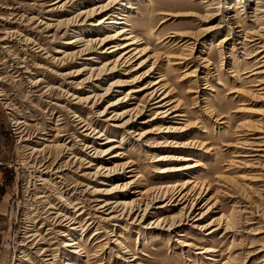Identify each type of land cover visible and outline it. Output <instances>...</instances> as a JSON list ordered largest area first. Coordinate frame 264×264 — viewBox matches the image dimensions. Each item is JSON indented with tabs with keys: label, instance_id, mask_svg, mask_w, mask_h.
Listing matches in <instances>:
<instances>
[{
	"label": "rangeland",
	"instance_id": "rangeland-1",
	"mask_svg": "<svg viewBox=\"0 0 264 264\" xmlns=\"http://www.w3.org/2000/svg\"><path fill=\"white\" fill-rule=\"evenodd\" d=\"M109 1L83 0L77 7L54 13L57 17L46 12L42 0H0V264L38 263L35 255L28 257L24 252L27 236L36 231L59 253L61 264H264V146H257L260 142L255 139L264 136V99L259 74L252 73L264 45L263 13L254 14L260 0H221V15L227 22L207 32L203 30L216 26L221 16L208 18L211 10L201 0H122L114 13L121 24L104 19L109 11H96L82 26L79 22L72 28V17ZM49 18L72 21L69 27L45 31L44 22H55ZM122 27L127 28V36L138 39V49L146 50L138 61L148 60L142 69L134 61L108 74L104 65L114 60L108 52L111 40L103 42L102 48L94 41L108 39ZM8 32L13 38L7 41ZM75 39L81 40L77 46L68 44ZM87 43L96 52H83ZM65 47L68 53L81 50L85 54L77 58L80 53H76L58 62V67L51 64L54 56H62L54 50ZM148 69L153 73L142 77ZM69 72L68 78L63 76ZM160 76L164 93H169L166 101L176 109L164 120L155 118L157 109L145 104L146 91L140 90ZM38 79L43 80L34 85ZM116 80L123 84L113 87ZM74 82L82 83L79 89L72 88ZM108 88L113 92H106ZM64 91L99 98L96 104L92 99L79 105L76 112L106 134L99 142L89 137L86 144L100 143L93 147L98 151L111 147L105 156L109 161L102 166H117V170L107 185L80 178L79 163L62 171L64 189L51 174L45 176L46 183L40 180L43 168L45 173L54 167L65 169L66 161H74L58 145L79 143L74 129L77 119L68 111L75 100ZM138 110L142 112L135 116ZM123 111L121 117L115 116ZM130 117L136 126L122 127ZM21 121L20 127L17 122ZM167 124L175 127L167 136L176 138L169 141L187 144L164 150L165 132L159 130ZM59 128L65 130L61 140L55 138ZM37 129L51 136L42 135L36 143L24 141ZM147 129L154 132L145 139L140 133ZM106 136L112 142L105 143ZM61 154L64 157L59 160ZM159 156L172 158L159 162ZM102 161L106 160L97 161L92 172ZM185 164L199 165L176 173L160 172ZM189 180L184 190L190 193L188 200L174 201L171 197ZM55 186L61 192L67 189L66 194L59 195ZM99 188L102 193L93 196L92 191ZM158 191L162 199L151 203ZM98 197L109 206L98 209L102 204ZM82 201L87 208L80 216L81 210L65 206ZM49 203L81 220L77 230L59 228L69 237L52 239L50 217L54 214L48 213L55 210H48ZM146 203L152 205L151 215L139 222ZM162 204L166 206L159 208ZM132 205H139L141 211H130ZM222 215L223 226L217 229L213 221ZM155 221L159 225L152 224ZM74 239L81 253L67 258L64 253H70L61 243Z\"/></svg>",
	"mask_w": 264,
	"mask_h": 264
},
{
	"label": "bare ground",
	"instance_id": "bare-ground-1",
	"mask_svg": "<svg viewBox=\"0 0 264 264\" xmlns=\"http://www.w3.org/2000/svg\"><path fill=\"white\" fill-rule=\"evenodd\" d=\"M43 1V3L47 6V10H46V12L49 14V15H51V16H57V17H59L60 15H55L54 13H60V12H63L65 9H67V8H71V7H73V6H76V5H78L81 1H83V0H42ZM121 1L122 0H111V1H109L107 4H102V5H97V6H95L94 8H92L91 10L89 9V11L88 12H86V11H82L81 13H79L78 15H76L75 17H72L73 19H74V24L72 25V28L74 27V26H78V23L80 22V26H82L81 25V22L83 21V22H87L88 20H90V18L93 16V14L96 12V11H98V13H100V12H102V11H106V12H108L109 11V17H107V16H105L106 18H104L105 20H110L108 23H110V24H121L122 22V20L121 21H118V20H115V19H118L115 15H114V13H116V10H118V7L119 6H121ZM222 1H224V0H222ZM221 0H201V3L204 5V7L206 8V10H211V12L207 15V17L208 18H213V19H216L217 18V16H221L219 19V23H217V25L216 26H209V27H207L206 29H202L203 31H211V30H215V29H217V28H220V24H222L223 22H227V21H225L224 19H223V17H222V13H221V10H222V6H223V3H221L222 2ZM240 2H242L243 0H239ZM93 2V1H92ZM244 2L246 3V0H244ZM253 2H255V1H253ZM83 3V2H82ZM81 3V4H82ZM250 4V3H249ZM253 4V3H252ZM44 5V6H45ZM214 5H216L215 7H213ZM258 5V4H257ZM77 7V6H76ZM241 7V6H240ZM215 8V9H214ZM85 9H87V8H85ZM120 9V8H119ZM68 10V9H67ZM213 10H216L217 12L215 13V11H213ZM121 11H123V8H122V10ZM119 13V12H118ZM261 14V13H263V14H261V15H263V16H261V20L260 21H262V27H261V29H262V31L264 32V0H260V2H259V5L258 6H256V8L254 9V14ZM54 14V15H53ZM82 14H85L84 16H85V18L84 19H82L83 18V15ZM108 15V14H107ZM114 17H116V18H114ZM260 17V16H259ZM71 18V19H72ZM59 19V18H58ZM57 18H55V20L54 19H50L49 18V20L50 21H52V20H54L55 22L53 23V22H44V24H45V31L46 30H50V29H52V28H56V30L58 29H62V27L64 28V27H69L70 26V21H72L71 19H67V20H58ZM76 19H78V20H76ZM120 19V18H119ZM102 21V20H101ZM42 21H40V23H41ZM102 24V23H101ZM225 25H226V23H225ZM224 26V25H223ZM85 27V26H84ZM78 28V27H77ZM80 29H82V28H80ZM79 29V30H80ZM68 31V30H67ZM79 32V31H78ZM90 32V31H89ZM126 32H127V28H125V27H122V28H119V29H116V31L114 32V34L110 37V38H103V39H99L98 40V42L96 43L95 41H94V45L95 46H98L99 48H102L101 46L103 45V42H107L106 40H111L109 43H112L110 46H109V53L111 54L110 55V57L111 58H114V60H112V61H110V62H106L105 63V65H104V70L105 71H108V74H112V73H114V72H118V71H120L121 69H123V67H125L126 65H129V64H131V65H133L134 63H132V62H134V61H138L140 58H141V56L142 55H144V53L146 52V50L145 49H138V46H137V43H138V39L136 40V38H134V37H130V36H127V34H126ZM82 33V32H81ZM85 33V32H84ZM261 36V35H260ZM6 37L7 38H5L7 41H8V39H10V38H13L12 37V35L8 32L7 33V35H6ZM259 38V37H258ZM261 38H262V36H261ZM25 39V38H24ZM27 39V38H26ZM257 39V38H256ZM79 39H75V40H69V42H68V44H71L72 46H77L78 45V42H80V41H78ZM91 40V39H90ZM113 40V41H112ZM115 40H118V41H115ZM223 40H225V39H223ZM222 40V41H223ZM249 40H251V39H249ZM83 41V40H82ZM87 41V40H86ZM85 41V42H86ZM89 41V40H88ZM115 41V42H114ZM84 42V43H85ZM263 42V41H262ZM261 42V43H262ZM26 43V42H25ZM257 43V42H256ZM24 44V43H23ZM86 44V43H85ZM106 44V43H105ZM264 44V43H263ZM70 45V46H71ZM83 46H85L84 44H83ZM88 46V43H87V45H86V48L84 49H82V51L83 52H85L86 50H89L88 52H91V51H94V52H96V49H94V47H92V46H90V44H89V46H90V48H89V46ZM261 46V45H260ZM67 47H69V46H67ZM67 47H65V48H63V49H58V50H54V52H56V53H58V54H62V56H54L53 57V61H51L50 63L51 64H53L54 66H56V67H58L59 65H57L58 64V62L60 63H62V62H65V60L66 59H68V58H70V57H72V56H75L76 55V53H80V56H78L77 58H80L81 57V55H83V54H85V53H81L82 51L81 50H78V51H76V52H74V53H68L67 51H66V48ZM97 47V48H98ZM254 47V46H253ZM256 47H257V45H256ZM39 48H40V50H44L43 48H41V45L39 46ZM98 48V49H99ZM259 54H261L260 55V58L258 59V62H257V66L255 67V72H252L253 74H259L258 76H256V77H258L259 78V80L257 81L258 82V86L260 87V89L262 90V94H263V97H262V99H264V45L263 46H261V48H260V50L258 51V53H257V55L259 56ZM256 55V54H255ZM254 55V56H255ZM101 56V55H100ZM94 57V56H93ZM109 58V57H108ZM95 59V58H94ZM256 59V58H255ZM72 60V59H71ZM89 60H91V59H89ZM147 60L148 59H144V60H141V61H138V63H136L137 64V68L138 69H142L145 65H146V62H147ZM93 61V60H92ZM64 64V63H63ZM62 66V65H61ZM30 68V67H29ZM136 68V67H135ZM119 69V70H118ZM29 70V69H28ZM30 71V70H29ZM85 71V70H84ZM150 71V73L149 74H147L148 72ZM97 72H98V70H97ZM26 73V72H25ZM29 73V72H28ZM78 73V75L79 74H81V72L80 71H78L77 72ZM91 73H92V71H91ZM153 73V71H151V69H148V71H146V72H144V73H142V77H148L150 74H152ZM22 74V73H21ZM70 72L69 73H65L63 76H67V78L70 76ZM103 74V73H102ZM90 75V74H89ZM94 75V74H93ZM98 76V75H97ZM106 76V75H105ZM92 77V76H91ZM141 77V78H142ZM102 78V77H101ZM42 80L43 79H38V80H35L34 81V85H36L37 83H40V82H42ZM164 80V78L162 77V76H160L159 78H157V79H155V80H152L151 82H149L148 83V85H145V86H143L142 88H140V90H143V91H146V97H148V100H146V103L145 104H148V106L149 105H151V106H153V108H155V109H157V116L155 117L156 119H162V120H164L165 118H171V117H169L173 112H175V107H169L170 106V102L168 103L167 101H166V99L169 97V93L167 92V94L166 93H164L165 92V89H166V87H165V85H163L161 82ZM114 82V81H113ZM69 83V82H68ZM71 83V82H70ZM73 85H74V87H72L73 89H79V85L80 84H82L81 82H74V83H72ZM123 84V82H121V81H119V80H116L113 84H112V86L113 87H119V86H121ZM38 85V84H37ZM113 89V88H112ZM111 88H108V90L106 91V92H110V91H112L113 92V90H112ZM132 91H135V90H132ZM131 91V92H132ZM65 93H66V95H68V96H72V98H73V100H75V102L74 103H70V104H72L71 106H72V108L73 109H75V110H72V108H69L68 109V111L69 112H72L73 113V115H74V117L77 119V120H75L76 121V123H75V127H74V129H75V133H76V135H77V137H76V139L78 138V140L77 141H79V143H76L75 145H72V146H68L69 144H61V145H58L57 147L58 148H60L61 149V151H67V152H69L70 154H71V158H73L74 159V161H66L65 163H64V168L65 169H60V168H57V169H55L56 167H54V168H52L51 170H49V171H46V173L44 172V170H45V168H43V171L41 170V171H39V177H40V180H42V181H44V183H46V178H45V176H48V174H51V175H53V176H55V178H58V179H60L59 180V183H61V185L63 186V189L64 188H66V184H65V176H63V174H61L62 173V171L63 170H70L71 168H73V167H75L78 163V167H77V169H78V171L79 172H83V173H81L79 176H80V178H82L83 180H88V181H91V179L92 178H94L92 181H94V182H98L100 185H107L110 181H111V175H112V173L114 172H116V170H117V166L115 167H107V166H102V165H106L105 164V162H107V161H109L108 159H106V155H108V154H110L111 152H109L110 150H111V147H107V148H105V149H103V150H101V151H98V150H96L95 148H93L94 147V145L95 144H98V143H94V145H88V144H86V143H88V140H89V137H93V139H94V141L96 140H98L97 142H99V140H102V137H103V135L105 136L106 134H103L102 132H100V130H97V129H99L98 127H96V126H94V124L91 122V121H86V120H82L81 118H80V115H78L77 114V108H78V106L79 105H81V104H83V103H90L91 101H92V99H94L95 97H96V95L95 96H93V97H91V96H86V97H80V96H76L75 95V92H73V93H70L69 94V91H64ZM110 94V93H109ZM62 95V94H61ZM67 99V98H66ZM99 98H97V100H98ZM123 99V98H122ZM97 100H95L94 99V102L93 103H95L96 104V101ZM118 100H120V98H118L117 100H116V102H118ZM128 100H130V99H128ZM115 103V101H112L111 103H110V105H113ZM69 104V105H70ZM121 104V103H120ZM117 105V104H116ZM115 105V106H116ZM57 106V105H56ZM70 106V107H71ZM87 106V105H86ZM148 106H144L143 108H147ZM59 107V106H58ZM111 108V107H110ZM146 110V109H145ZM126 111H123L122 113H117L115 116L118 118V117H121L124 113H125ZM142 112V110H138V111H136V114H135V116H137L138 114H140ZM100 116H101V114H100ZM126 116V115H125ZM158 116H160V117H158ZM178 116V115H177ZM179 116H181V115H179ZM80 118V119H79ZM154 118V117H153ZM172 118H174L175 119V117H172ZM137 119V118H136ZM138 119H140V117L138 118ZM107 120H109V119H107ZM114 120V119H113ZM167 120V119H166ZM17 124H18V126H20L21 124H22V121L21 122H17ZM16 124V125H17ZM61 124V123H60ZM59 125V124H58ZM98 126V125H97ZM122 127H124V128H126V129H130L131 127L133 128L134 126H136V122L134 121V120H131V117L128 119V120H126L122 125H121ZM120 126V127H121ZM21 127V126H20ZM19 127V128H20ZM18 128V129H19ZM175 128V127H174ZM173 127H170V126H168V124L167 125H165L164 127H163V130H165V131H163V130H159V133L161 132V133H163V132H165V133H163V139H165L164 141H163V148H164V150H166V151H168V149L169 148H171V149H176V148H178V147H183L185 144H187V143H180V142H178V141H169V138H172L173 140L176 138V137H168L167 136V134H169V133H172L171 131H170V129L172 130V129H174ZM22 129V128H21ZM177 129V128H176ZM23 131V130H22ZM22 131H20V132H22ZM65 130L64 129H61V128H59L56 132V135H55V138L56 139H59L60 138V140H61V137H63V136H65L64 134H63V132H64ZM24 132V131H23ZM154 131H153V129H150V130H144L142 133H140V136H142L143 138H145V139H147L149 136H150V134H152ZM160 133V134H161ZM174 134V133H173ZM51 136L48 132H41L39 129H37L36 130V132L34 133V134H32L31 136H29L28 138H25L24 139V141H27V143L29 144V143H36V140H38V139H40V137L41 136ZM176 136V135H175ZM109 137V136H108ZM107 136L105 137V139H107L108 138ZM255 139H257L258 141L257 142H260L261 143V145H260V143H258L259 145H257V146H264V136H261L260 135V137H256ZM43 140V139H42ZM109 142H112V139H107L106 141H105V143H109ZM70 143V142H69ZM253 143H254V141H253ZM253 143H249L250 145H253V146H255ZM80 144V146L82 147V148H80V147H78V146H76V145H79ZM100 144V143H99ZM98 144V145H99ZM102 144H104V143H102ZM247 145V144H246ZM96 146V145H95ZM93 148V149H92ZM113 148V147H112ZM46 149H48V148H46ZM170 151V153L171 152H175V151ZM33 151H36L35 149L33 150ZM66 152V153H67ZM93 152V153H92ZM68 153V154H69ZM34 154V153H33ZM61 157L59 158V160H61L62 159V157H64V155L63 154H61L60 155ZM259 156V155H258ZM264 156V155H263ZM105 158V159H104ZM172 157H166L165 158V156H163V157H161V156H159L158 158H157V161H165V160H170ZM175 158V157H174ZM184 157H179L178 159L179 160H182V161H191L192 159H189V157H186V158H184ZM100 159V160H99ZM101 160H106V161H102V162H104V163H101V165H99V166H97L96 167V169L94 170V172H92V170L94 169V166H95V164H96V162L97 161H101ZM80 163H82V164H80ZM130 163V162H129ZM61 164V163H60ZM83 164H86L85 165V167L83 166ZM56 165H58V163L56 164ZM199 164H196V165H178V166H176V167H172V168H169V167H167V168H163L160 172H168V171H175V173L177 172V171H180V170H184V169H186V168H189V167H193V166H198ZM45 165H43L42 167H44ZM60 166V165H59ZM125 166H129V165H125ZM62 167V166H61ZM62 167V168H63ZM51 168V167H50ZM126 168V167H125ZM169 168V169H168ZM55 169V170H54ZM54 170V172L53 173H50V172H52ZM84 170V171H83ZM125 171V170H124ZM123 171V172H124ZM129 172V171H128ZM131 172V171H130ZM116 174H118V173H116ZM38 177V178H39ZM43 183V184H44ZM186 184H190V180L189 181H185L184 182V184H182L181 186H179V189L177 190V192H175V194L171 197V198H173L174 199V201L175 200H178V203L180 202V201H182V200H188V198L190 197V193H188V192H184V190L187 188V186L188 185H186ZM47 185V184H46ZM60 185V184H59ZM77 185H78V187H79V185H80V183H78V184H76V186H74V189H78V187H77ZM124 186V185H123ZM45 187V186H44ZM173 188V187H172ZM55 189L58 191V194L59 195H63V194H66V192H67V189L64 191V192H61V190H62V188H61V190H59V188L57 187V186H55ZM100 189V188H99ZM123 189V188H122ZM76 190H74V191H76ZM159 190V189H158ZM168 190V189H167ZM102 190L100 189V190H93L92 191V195L94 196V195H96V194H99V193H102L101 192ZM159 191H161V190H159ZM158 191V195H153V197H152V195L150 196V197H152V198H150L151 200H150V202L151 203H153V202H156L157 201V199H162V196H163V193L162 192H159ZM112 192V191H111ZM160 193V194H159ZM160 195V196H159ZM43 197V196H42ZM61 197V196H60ZM159 197V198H158ZM41 199V198H40ZM66 201V200H65ZM97 202H100V203H102V204H100V206L98 207V209H105L107 206H109V204H110V202H104V200H102L101 198H99L98 197V199L96 200ZM159 201V200H158ZM149 202V203H150ZM170 202V201H169ZM128 204V203H127ZM126 204V205H127ZM132 204V203H131ZM133 204H135L134 202H133ZM55 205L56 204H52V203H49V208H48V210H55V213L54 212H51V213H48V214H54V216H52V217H50V219H51V225L53 226V229H51L50 228V230H52V232H51V234L53 233L54 234V237L52 238V239H55L56 241H57V239H59V238H65L66 236H68L69 237V234H67L66 233V230H64V231H61L60 229H67V231L68 230H77V228L79 227V220H78V217H71L70 215H68V214H66L65 212H62L61 210H58V208H56L55 207ZM72 204L71 203H69V202H66V204H65V206L69 209V208H72V209H74L75 210V208H76V211H80V213H79V215L78 216H80V214H82L83 212H85V210H86V208H87V204H86V202L85 201H82V203H75V205L74 206H71ZM125 205V206H126ZM191 205H193V204H191ZM164 206H166V205H164V204H162V205H160L159 206V208H163ZM61 207V206H60ZM136 207V208H135ZM65 208V207H64ZM90 208V207H89ZM140 207H139V205L138 206H133L132 205V208L130 209V207H129V209H130V211L132 210H134L135 209V211H141V209H139ZM127 209V208H126ZM151 209H152V205L151 204H148V203H146L145 204V208L144 209H142V216H140L141 218H140V220H139V222H141L142 220H143V218H146V217H148V216H150L151 214H150V212H151ZM92 210V209H91ZM67 211V210H66ZM110 211V210H109ZM49 212V211H48ZM103 212V211H102ZM112 212V211H111ZM134 212V211H133ZM132 212V213H133ZM124 213V212H123ZM153 213V212H152ZM193 213V212H192ZM154 214V213H153ZM191 214V213H190ZM203 214V213H202ZM201 214V215H202ZM230 214V213H229ZM51 216V215H50ZM135 216V215H134ZM227 216V215H226ZM229 216H231V215H229ZM93 217V216H92ZM91 217V218H92ZM137 217V216H136ZM111 218H113V217H111ZM115 218V217H114ZM138 218V217H137ZM201 218V217H200ZM224 215H222V217H220V219H218V220H214L213 221V224H216L217 225V229L218 228H220L221 226H223V221H224ZM135 219V218H134ZM226 219V218H225ZM92 220V219H91ZM81 221V220H80ZM227 222V221H226ZM225 222V223H226ZM94 223V222H93ZM156 223V225H159V223H160V221H155V222H153L152 224H155ZM89 224H90V222H89ZM210 224L211 223H209V226H210ZM83 225V224H82ZM228 226V224L226 223V225L224 226L225 227V231H229V227H227ZM207 227V226H206ZM60 228V229H59ZM155 228V227H154ZM170 228V227H169ZM168 228V229H169ZM229 228V229H228ZM55 229H59V230H56L55 231ZM228 229V230H227ZM214 230V229H213ZM33 231H34V229H33ZM48 234V233H47ZM97 233H95V235H96ZM28 241H27V244L25 245V250H24V252H28V254H26V256H28L29 257V255H35L36 257H37V261H39L38 263H33V262H28V264H61V263H59V261H60V255H59V253H57V251H55L54 249H51V245H50V243H48V240L45 238V237H43V236H41L40 234H38V231H36L35 233H31V234H29L28 236ZM51 237V236H50ZM59 241V240H58ZM54 242V241H53ZM52 245H53V243H52ZM30 246V247H29ZM61 247H63V249L65 250H67L66 252H68V253H70V255H65V253H64V256L65 257H67V258H75V256H78V255H80V253H81V249H80V245H79V243L76 241V239H74L72 242H63L62 241V243H61ZM110 250V249H109ZM129 251V250H128ZM60 252V251H59ZM124 252V251H123ZM125 252H127V251H125ZM124 252V253H125ZM83 253V252H82ZM128 253H130V252H128ZM125 254H127V253H125ZM74 260V259H73ZM133 260H136V257H134L132 260H129V261H133ZM66 264H77L76 262H73V261H68Z\"/></svg>",
	"mask_w": 264,
	"mask_h": 264
}]
</instances>
